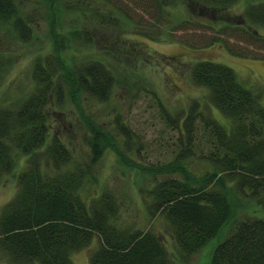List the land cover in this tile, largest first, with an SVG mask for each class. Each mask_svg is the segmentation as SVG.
<instances>
[{"label":"trees","instance_id":"1","mask_svg":"<svg viewBox=\"0 0 264 264\" xmlns=\"http://www.w3.org/2000/svg\"><path fill=\"white\" fill-rule=\"evenodd\" d=\"M154 1L160 12L165 3L184 4L213 20L226 16L214 12L235 0ZM8 19L20 36H28L30 26L14 0H0V20ZM242 19L264 24V2L248 3ZM50 33L54 48L34 59L32 89L14 107L0 106V175L13 169L19 153L26 155L18 188L0 209L1 252L14 264H76L71 254L96 238L89 264L171 263L159 232L121 225L119 200L111 189L83 194L91 164L110 149L120 163L153 179L141 189L146 209L150 218L167 222L182 261L232 225L212 248L208 264H264V217L236 216L264 201L263 88L246 85L225 63H193L191 80L205 89L211 109L198 100L180 110L161 105L174 135L170 157L165 162L133 159L130 153L138 154L141 144L134 145L128 124L115 119L110 129L82 105L84 99L110 97L119 62L84 58L68 65L62 56L68 44L89 43L91 34L77 27L65 40L54 24ZM69 103L88 131V162L74 157L67 145L70 134L52 128L49 116L64 112ZM198 163L204 168L198 169Z\"/></svg>","mask_w":264,"mask_h":264},{"label":"rangeland","instance_id":"2","mask_svg":"<svg viewBox=\"0 0 264 264\" xmlns=\"http://www.w3.org/2000/svg\"><path fill=\"white\" fill-rule=\"evenodd\" d=\"M251 1L264 2L235 0L214 12L226 16L211 20L205 13L197 15L184 4L165 3L160 12L154 0H14L30 32L23 38L15 30L12 19L0 20V106L14 107L32 89L34 59L43 58L54 48L52 24L55 31L64 32L65 40L71 29L83 27L91 34L92 41L70 42L62 53L66 64L97 58L109 65L111 60L118 61L120 66V71H116L118 82L110 97L101 102L84 99V111L110 129L115 119L125 121L136 140L134 145L141 144L138 154L130 153L133 159L165 162L170 157L174 135L163 117L161 105L180 110L198 100L202 108L211 109L205 101V89L191 80L193 63L211 59L231 66L243 83L263 88L264 106V24L242 19ZM147 50L153 53L150 55ZM68 105L64 112L49 116L52 128L62 131V136L70 134L67 145L74 157L88 162L90 152L84 140L88 131L74 105ZM212 109L225 122V117ZM18 157L13 169L0 175V209L18 188V175L26 155L19 153ZM196 167L201 169L204 165L198 163ZM89 174L83 194L111 189L119 200L121 225L150 227L159 232L170 252L169 264H208L212 248L232 227L226 226L222 236L214 237L188 261H182L167 222L160 216L150 218L146 209L141 189L153 182L151 176L123 165L110 149L91 164ZM237 215L264 217V201L259 205L251 203ZM96 246L97 239L93 238L71 254L72 260L76 264H89L90 253ZM0 264L14 263L0 250Z\"/></svg>","mask_w":264,"mask_h":264}]
</instances>
